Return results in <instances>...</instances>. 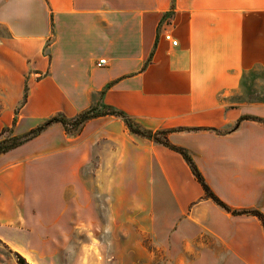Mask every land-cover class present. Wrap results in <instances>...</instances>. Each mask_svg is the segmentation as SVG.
I'll return each instance as SVG.
<instances>
[{
    "label": "crops",
    "instance_id": "crops-1",
    "mask_svg": "<svg viewBox=\"0 0 264 264\" xmlns=\"http://www.w3.org/2000/svg\"><path fill=\"white\" fill-rule=\"evenodd\" d=\"M101 106L143 132H166L231 210L264 216V159L253 152L264 125L247 119L264 120V0H0V132L23 135ZM94 164L117 166L107 181L143 182L144 211L164 213L183 240L172 258L264 264L255 217L204 198L178 153L111 115L76 130L52 124L0 154V242L25 258L17 246L28 235L62 228L74 230L63 237L85 231L93 246L85 179L94 174L81 170ZM114 200L125 206L124 195Z\"/></svg>",
    "mask_w": 264,
    "mask_h": 264
},
{
    "label": "rangeland",
    "instance_id": "rangeland-1",
    "mask_svg": "<svg viewBox=\"0 0 264 264\" xmlns=\"http://www.w3.org/2000/svg\"><path fill=\"white\" fill-rule=\"evenodd\" d=\"M254 122L264 125V122ZM253 135L262 137L264 141V130L255 131ZM8 136V133L0 135V141L6 139ZM253 152L255 157L259 156L264 159V143L257 146ZM85 171L94 174L93 179H85L89 194L93 198L94 210L97 212L94 217L95 224L98 222L99 225L94 228V245L86 247L85 241L87 237L85 231L79 233L77 238H74L72 235H69L71 238L69 236L63 237L64 234L67 235L70 232L74 234V230H68L67 232L66 229L62 228H58L55 231L56 233L54 229H47L46 232L35 231L28 235V238L24 239L23 243L17 246L19 252L25 256L26 259H24L28 264L212 263L209 260L193 263L190 260H176L172 258L174 255H179L181 249H183V240L180 236L173 234V229L165 228L166 216L164 213L151 214L144 211L148 207V198H144L143 188L141 189L143 182L134 181L132 178L126 179L123 182L121 180L107 181L106 179H102V177L105 178L107 173H118L117 166L90 165L88 169L81 170L83 177L87 178L84 176ZM122 172L126 174L133 173V167L128 168V166H125ZM201 191L203 192L202 188ZM118 194L120 196L124 195V207L114 200ZM212 194L219 199L213 192ZM135 196L138 198L136 201V204L139 206L138 211L134 210ZM203 197L206 198L204 192ZM223 204L229 208L225 203ZM140 207L143 211H139ZM253 210L258 211L256 209L248 211ZM47 211H49V208H47ZM230 211L234 210L230 209ZM234 212L239 213V211ZM242 214L246 213L231 215L238 216ZM255 219L259 223L264 239L263 224L257 217ZM185 233L187 234V231ZM43 234H46V237ZM48 234H50V237H48ZM205 243L207 248L213 249L216 246L215 241L211 237H206ZM14 252L17 253L16 250L0 242V264H17Z\"/></svg>",
    "mask_w": 264,
    "mask_h": 264
},
{
    "label": "trees",
    "instance_id": "trees-1",
    "mask_svg": "<svg viewBox=\"0 0 264 264\" xmlns=\"http://www.w3.org/2000/svg\"><path fill=\"white\" fill-rule=\"evenodd\" d=\"M104 115H111V116L120 117L124 121V123L128 127V129L130 130V132L138 135L139 137L160 143V144L168 147L169 149L175 151L176 153H178L182 157V159L185 161L187 166L189 167L191 174L193 175L196 182L202 188L204 195L207 199L212 200L217 206H219L220 208H222L226 212H229L233 215L240 214V213H246L248 215L255 216L262 222L263 227H264V216L260 212L255 211V210L248 211V212H239V213L234 212V211H230L229 208H227L219 199H217L212 194V192L210 191L208 186L205 184V181H204L201 173L197 169L196 165L193 163L192 158L189 156V154L185 150H183L181 148L174 147L167 142V140L165 139L166 132H158V133L143 132L137 126L133 125L132 122L124 114H122L121 112L114 111V110L109 109V108L104 107V106H101L100 110H98L96 107L91 108V109L83 112L82 114H80L73 121H66L62 117H52V118L44 121L43 123H41L36 128L30 130L29 132H27L23 135H19V136H13L11 129H9V130L3 129L0 132V135H3L4 133H8L9 136L6 139L0 141V154L6 153V152H8L14 148H17V147L23 145L24 143H26L28 141L34 139L39 133H41L43 130H45L47 127H49L52 124H55V123L61 124L65 131L76 130V129L80 128L86 121H88L90 119H94V118L99 117V116H104ZM248 119H251L253 121L264 122V120H262L260 118H255V117H252V118L248 117ZM14 256L16 258L17 264H28L25 261V259L23 257H21L19 254L14 252Z\"/></svg>",
    "mask_w": 264,
    "mask_h": 264
},
{
    "label": "built area",
    "instance_id": "built-area-1",
    "mask_svg": "<svg viewBox=\"0 0 264 264\" xmlns=\"http://www.w3.org/2000/svg\"><path fill=\"white\" fill-rule=\"evenodd\" d=\"M164 40L171 43V45L176 46L177 42L173 39L172 35L168 32L164 35ZM105 64V60H99L97 66L100 67Z\"/></svg>",
    "mask_w": 264,
    "mask_h": 264
}]
</instances>
